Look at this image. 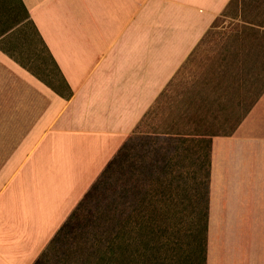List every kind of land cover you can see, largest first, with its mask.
I'll return each instance as SVG.
<instances>
[{
  "label": "crops",
  "instance_id": "crops-1",
  "mask_svg": "<svg viewBox=\"0 0 264 264\" xmlns=\"http://www.w3.org/2000/svg\"><path fill=\"white\" fill-rule=\"evenodd\" d=\"M231 0H0V264H37ZM203 264H264V90L211 136Z\"/></svg>",
  "mask_w": 264,
  "mask_h": 264
},
{
  "label": "rangeland",
  "instance_id": "rangeland-1",
  "mask_svg": "<svg viewBox=\"0 0 264 264\" xmlns=\"http://www.w3.org/2000/svg\"><path fill=\"white\" fill-rule=\"evenodd\" d=\"M251 26L263 30L264 0H231L37 264H203L208 143L170 132L232 128L243 86L264 70Z\"/></svg>",
  "mask_w": 264,
  "mask_h": 264
},
{
  "label": "trees",
  "instance_id": "trees-1",
  "mask_svg": "<svg viewBox=\"0 0 264 264\" xmlns=\"http://www.w3.org/2000/svg\"><path fill=\"white\" fill-rule=\"evenodd\" d=\"M259 27V26H257ZM263 30H258L259 28H255L254 26L249 27L248 29L251 30L253 32V34L259 38V37H264V27H262ZM261 41V45H264V38L260 40ZM264 70H258L254 75H252L250 77L251 79V83L250 84H246V86L244 85L242 90L240 92L239 95V99L237 100V112H238V116L237 118L234 120L233 124L231 125L232 128H230V130H228L225 134H229L231 133L237 126V124L241 121V119L246 115V113L248 112V110L250 109V107L252 106V104L255 102V100L260 96V94L262 93V91L264 90ZM172 135H176L177 140L179 141V144H183L185 142H207L208 143V152H207V164H206V171H205V178H206V182H205V204H204V215H203V220H204V224H203V238H204V233H205V229H206V222H207V214H208V179H209V151H210V145H211V136L212 135H218V134H214V133H203L202 131L196 132V133H190V132H170ZM122 148H124V143L123 145L120 147V149L117 151V153L115 154V156L111 159V161H109V163L107 164V166L105 167V169L103 170L102 173H104L106 171V169L110 168V166L112 165V163H114V161L116 160V157L118 156L120 150H122ZM178 145L176 147H174L175 149V153L174 155H178L177 149ZM170 160V159H169ZM167 160L164 162V164L161 166L162 168H164L167 164ZM101 173V175H102ZM100 175V176H101ZM164 180H166V178H164ZM95 183V182H94ZM93 185L90 187V189H92ZM162 183H164L162 181ZM166 187V186H165ZM90 189L87 191V193L84 195L83 199L80 201L79 204L82 203V201L84 200V198L87 196V194L89 193ZM159 198L166 201V200H170L173 199V195L172 192L169 191H165L162 190L159 194ZM76 209V208H75ZM164 207H161V210H163ZM75 211V210H74ZM74 211L72 212V214L69 216V218L67 219V221L62 225V227L59 229L58 234L62 231V229L68 224V222L71 220V218L74 215ZM57 234V235H58ZM202 251H204V242L202 241Z\"/></svg>",
  "mask_w": 264,
  "mask_h": 264
}]
</instances>
